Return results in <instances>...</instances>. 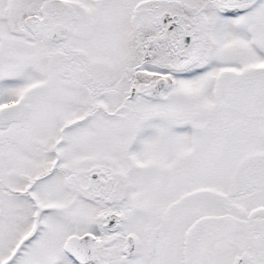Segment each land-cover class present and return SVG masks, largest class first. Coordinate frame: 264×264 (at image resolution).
<instances>
[{
    "label": "snow or ice",
    "instance_id": "snow-or-ice-1",
    "mask_svg": "<svg viewBox=\"0 0 264 264\" xmlns=\"http://www.w3.org/2000/svg\"><path fill=\"white\" fill-rule=\"evenodd\" d=\"M0 264H264V0H0Z\"/></svg>",
    "mask_w": 264,
    "mask_h": 264
}]
</instances>
